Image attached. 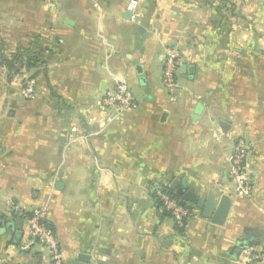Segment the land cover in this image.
<instances>
[{"label":"crops","instance_id":"crops-1","mask_svg":"<svg viewBox=\"0 0 264 264\" xmlns=\"http://www.w3.org/2000/svg\"><path fill=\"white\" fill-rule=\"evenodd\" d=\"M131 1L0 0V62L24 55L17 73L0 64V264H53L30 236L25 213L38 209L63 264H246L229 250L264 247V0ZM175 46L173 102L163 59ZM117 80L139 105L108 122L101 99ZM237 138L251 150L246 196L230 179ZM174 179L227 196L224 223L188 202L177 225L154 197Z\"/></svg>","mask_w":264,"mask_h":264},{"label":"built area","instance_id":"built-area-1","mask_svg":"<svg viewBox=\"0 0 264 264\" xmlns=\"http://www.w3.org/2000/svg\"><path fill=\"white\" fill-rule=\"evenodd\" d=\"M137 2L132 0L129 8L135 9ZM182 64V54L178 47H169L163 59V85L171 101L178 98L180 84L176 72ZM22 95L31 100L36 94L34 78H28L22 86ZM139 103L130 85L124 80H117L115 85L107 90L101 99V108L107 113L108 122H113L124 113L137 109ZM250 147L243 138H237L231 154L230 179L235 185L236 192L241 196L249 195L252 190L253 177L249 162ZM157 198L162 202L163 209L175 220L176 224L183 226L192 215V211L180 203V198L171 197L159 186L154 190ZM30 227V236L33 241L43 243L48 249L53 264H63V257L59 243L53 229L47 224L44 210H35L31 217H27ZM243 261L246 264L264 262V247L248 246L243 249Z\"/></svg>","mask_w":264,"mask_h":264},{"label":"water","instance_id":"water-1","mask_svg":"<svg viewBox=\"0 0 264 264\" xmlns=\"http://www.w3.org/2000/svg\"><path fill=\"white\" fill-rule=\"evenodd\" d=\"M128 16H131V10H128L127 12ZM143 30V27L141 28ZM186 66H182V70H185ZM189 71H193V68H188ZM138 71L142 73V68L139 66ZM144 84L146 83L145 79H142ZM166 114H164L165 118ZM197 116H194L196 118ZM187 183L185 180H179V179H174L168 187L180 198V203L182 205H186L188 202H193L195 203L199 208L203 210V215L205 217H210L211 220L216 223V224H223L224 221L226 220L229 206H230V201L227 196H223L222 199L218 202L213 193H210L209 196L205 199L198 198L196 194L191 192L190 190H186ZM23 223L24 219L21 216H17L15 218V221L13 224H9L8 227L10 229H15V236H14V241L16 243H19L20 239L23 236ZM246 238H252L250 235H246ZM247 240H240L238 242L237 248H231L229 250V255L232 257L237 258L240 251L247 248ZM81 260L84 262H76L74 264H88L85 262L86 258L80 257ZM83 258V259H82Z\"/></svg>","mask_w":264,"mask_h":264},{"label":"trees","instance_id":"trees-1","mask_svg":"<svg viewBox=\"0 0 264 264\" xmlns=\"http://www.w3.org/2000/svg\"><path fill=\"white\" fill-rule=\"evenodd\" d=\"M24 55H22L21 53L19 55H16V57H14L13 59H8V58H1L2 61L0 62V64L4 65L5 67H7L8 69H10L11 71L14 72H19L20 68L18 66V61L20 62V59L23 58ZM27 58V55L25 56ZM25 64L28 68L31 67H35L37 66V59L36 57H33L32 55L28 56V59L25 61ZM158 186L165 192H167L171 197L179 199V197L168 187V185L165 184H158ZM154 197L156 200V203L159 207L163 208V204L162 202L159 200V198H157V195L154 192ZM185 207L189 208V210H191L190 207H188L187 205H185ZM165 211V210H164ZM192 211V210H191ZM167 213V211H165ZM168 214V213H167ZM33 215V212L30 213H25V217H31ZM48 224V223H47ZM49 225V224H48ZM50 226V225H49Z\"/></svg>","mask_w":264,"mask_h":264}]
</instances>
